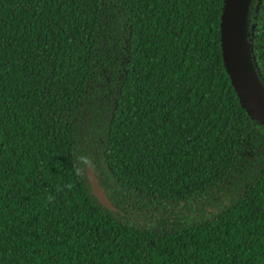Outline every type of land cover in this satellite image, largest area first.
<instances>
[{"label": "trees", "instance_id": "16d2710c", "mask_svg": "<svg viewBox=\"0 0 264 264\" xmlns=\"http://www.w3.org/2000/svg\"><path fill=\"white\" fill-rule=\"evenodd\" d=\"M224 3L0 0V264H264V124ZM244 37L264 91V0Z\"/></svg>", "mask_w": 264, "mask_h": 264}, {"label": "water", "instance_id": "95a60500", "mask_svg": "<svg viewBox=\"0 0 264 264\" xmlns=\"http://www.w3.org/2000/svg\"><path fill=\"white\" fill-rule=\"evenodd\" d=\"M248 1L225 0L220 21V46L224 66L241 106L250 117L264 124V91L251 68L244 37ZM85 174L96 200L103 207L115 210L88 165Z\"/></svg>", "mask_w": 264, "mask_h": 264}]
</instances>
